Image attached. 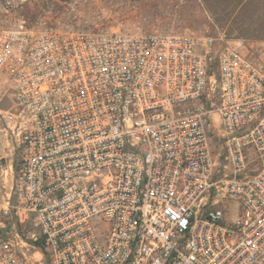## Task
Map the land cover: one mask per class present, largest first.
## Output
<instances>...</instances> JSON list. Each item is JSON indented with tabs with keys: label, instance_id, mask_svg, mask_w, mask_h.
<instances>
[{
	"label": "built area",
	"instance_id": "built-area-1",
	"mask_svg": "<svg viewBox=\"0 0 264 264\" xmlns=\"http://www.w3.org/2000/svg\"><path fill=\"white\" fill-rule=\"evenodd\" d=\"M0 72V264H264V76L233 43L21 24Z\"/></svg>",
	"mask_w": 264,
	"mask_h": 264
},
{
	"label": "rangeland",
	"instance_id": "rangeland-1",
	"mask_svg": "<svg viewBox=\"0 0 264 264\" xmlns=\"http://www.w3.org/2000/svg\"><path fill=\"white\" fill-rule=\"evenodd\" d=\"M219 19L205 10L201 0H73L57 7L51 0H0V30L24 24L33 31L53 29L132 35L193 33L216 38L218 46L233 43L264 76V40L250 38L251 33L240 36V20ZM216 71L214 65L213 74ZM9 88L6 74L0 72L2 111L12 106ZM204 103L213 112L209 131L214 154L223 163L225 150L220 139V118L210 102L205 100Z\"/></svg>",
	"mask_w": 264,
	"mask_h": 264
},
{
	"label": "trees",
	"instance_id": "trees-1",
	"mask_svg": "<svg viewBox=\"0 0 264 264\" xmlns=\"http://www.w3.org/2000/svg\"><path fill=\"white\" fill-rule=\"evenodd\" d=\"M55 6L73 0H51ZM205 10L217 15L220 20H240V36L251 33L252 39L264 40V0H201ZM219 7H222V10ZM243 34V35H242Z\"/></svg>",
	"mask_w": 264,
	"mask_h": 264
},
{
	"label": "crops",
	"instance_id": "crops-1",
	"mask_svg": "<svg viewBox=\"0 0 264 264\" xmlns=\"http://www.w3.org/2000/svg\"><path fill=\"white\" fill-rule=\"evenodd\" d=\"M252 158H254V156H251ZM256 173V172H255Z\"/></svg>",
	"mask_w": 264,
	"mask_h": 264
}]
</instances>
